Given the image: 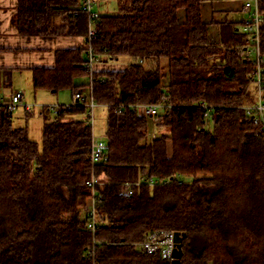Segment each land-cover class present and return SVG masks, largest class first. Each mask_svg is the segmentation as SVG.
I'll use <instances>...</instances> for the list:
<instances>
[{
    "label": "trees",
    "instance_id": "trees-1",
    "mask_svg": "<svg viewBox=\"0 0 264 264\" xmlns=\"http://www.w3.org/2000/svg\"><path fill=\"white\" fill-rule=\"evenodd\" d=\"M212 1L117 0L116 14L95 21L93 54L128 61L95 70L90 83L85 0H17L20 35L83 40L55 50L52 67L32 69V88L74 98L91 86L106 108L108 149L96 164L92 236V130L86 118L66 119L85 105L74 99L46 114L39 148L0 104V264H173L136 250L154 230L185 234L178 264H264V134L244 109L257 93L254 67L239 22L203 20ZM259 12L264 99V0ZM133 105H157L154 121ZM143 178L169 183L121 194Z\"/></svg>",
    "mask_w": 264,
    "mask_h": 264
},
{
    "label": "built area",
    "instance_id": "built-area-1",
    "mask_svg": "<svg viewBox=\"0 0 264 264\" xmlns=\"http://www.w3.org/2000/svg\"><path fill=\"white\" fill-rule=\"evenodd\" d=\"M243 12L245 13V19L242 22L241 32L246 35L247 38V49L246 55L249 57L250 62L253 64V77L255 79L256 95L255 100L251 105L244 107L245 113L250 117L254 124L260 126L261 132L264 134V99L262 97V77H263V59L260 52V23L261 15L259 12V0H243L242 4ZM82 10L87 15V34L85 39V63L84 70L88 75L90 83L92 82V75L96 69L98 58L93 54L92 44L96 39V32L94 28L95 21L99 17V13L93 11L92 0H85ZM74 99L84 104L85 107H89V115L86 118L92 130V117L94 101L92 99V88L89 86L87 90L78 91L74 94ZM8 101L9 108H15V105L21 102V94L16 93L10 96L8 99L0 97V104H6ZM203 106V104H202ZM26 113H33L32 107L24 105ZM68 105H66V108ZM58 107L39 105L37 116L43 118L46 114L55 113ZM131 109L135 110L138 114L146 116L154 121L158 106L157 105H133ZM208 111L204 112V116L207 117ZM108 149V143L99 141L91 132V145L89 152V159L91 163V177L87 182V186L91 190V198L89 203V219L86 223L87 230L92 236L96 232L97 216L95 210V194L98 186L101 182L98 181L97 175L95 174L96 164H98L103 154ZM180 183L179 178H177ZM169 180L157 181L153 178H143L135 184L126 183L123 185L121 194L129 196L132 194L133 185L146 184L149 187H154L159 184H168ZM95 241H92L90 247V255L94 259ZM136 250L141 253L149 254L160 258L161 260L173 261V251L175 249L174 232L165 230H154L148 233L144 239L135 245Z\"/></svg>",
    "mask_w": 264,
    "mask_h": 264
},
{
    "label": "crops",
    "instance_id": "crops-1",
    "mask_svg": "<svg viewBox=\"0 0 264 264\" xmlns=\"http://www.w3.org/2000/svg\"><path fill=\"white\" fill-rule=\"evenodd\" d=\"M16 4L17 0H0V97L7 93L11 96L20 93L22 101L23 93L30 87L32 88V69L52 67L55 50L80 47L83 45V40L20 35L16 25ZM87 82L86 78L75 81L76 84H86ZM13 85L16 88L14 91H12ZM67 92L57 94L56 104L60 102L71 104L75 101L73 93ZM35 96L47 102L53 100L48 94H36ZM29 122L25 121L23 125L17 126L25 127L28 136L33 131V128L29 127Z\"/></svg>",
    "mask_w": 264,
    "mask_h": 264
},
{
    "label": "rangeland",
    "instance_id": "rangeland-1",
    "mask_svg": "<svg viewBox=\"0 0 264 264\" xmlns=\"http://www.w3.org/2000/svg\"><path fill=\"white\" fill-rule=\"evenodd\" d=\"M243 0H213L212 2H207L202 5L201 15L204 21L210 22L212 19L215 21H234L239 22V28L241 30L242 22L245 19V13L242 8ZM92 9L99 14H116L117 13V0H92ZM178 20L183 21L184 19V10L181 9L177 13ZM208 36L211 42H217V28L214 25H209L208 27ZM125 58V57H124ZM128 59H119V60H110L106 56H101L98 59L96 64V69L104 70H121L126 66ZM145 66H147L145 64ZM22 80V79H20ZM80 80V79H77ZM76 80V81H77ZM11 89V88H10ZM16 90L13 85L12 91ZM70 90H62L57 93H52L45 90H33L31 87L23 93V100L15 105L12 115V123L14 127L18 125H23L25 121L29 122L30 129L33 128V131L29 134V139L37 142L39 148L41 145V130L40 125L43 122V118L37 116L38 106H54L58 107L60 105H69L65 102H60L56 104L57 94L68 93ZM36 94H48L51 96L50 102L38 98ZM11 95L9 93L3 95L4 98H9ZM70 96V95H69ZM24 105H29L32 107L33 113H26L24 110ZM89 115V107L86 108L84 114L81 115H68L66 119H76V118H87ZM49 119L54 117V113L48 115ZM106 129V108L102 105L94 104L93 107V117H92V133L93 135L102 142H106L107 138L105 136ZM36 131V132H35ZM37 133V134H36Z\"/></svg>",
    "mask_w": 264,
    "mask_h": 264
},
{
    "label": "water",
    "instance_id": "water-1",
    "mask_svg": "<svg viewBox=\"0 0 264 264\" xmlns=\"http://www.w3.org/2000/svg\"><path fill=\"white\" fill-rule=\"evenodd\" d=\"M184 233L175 232L174 233V242H175V249L173 251L172 257L174 258L173 264H178L180 259L182 258V241L184 238Z\"/></svg>",
    "mask_w": 264,
    "mask_h": 264
}]
</instances>
